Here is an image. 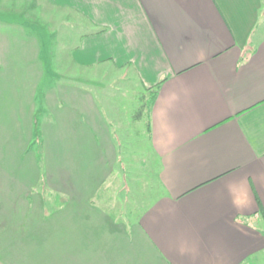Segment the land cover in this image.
Segmentation results:
<instances>
[{
  "label": "crops",
  "instance_id": "0c3cea01",
  "mask_svg": "<svg viewBox=\"0 0 264 264\" xmlns=\"http://www.w3.org/2000/svg\"><path fill=\"white\" fill-rule=\"evenodd\" d=\"M263 1L0 0L1 123L29 113L27 96L44 82L43 58L50 73L65 57L103 78L129 74L143 89L165 80L147 122L160 192L139 214L121 208L119 171L98 208L67 210L92 227L82 264L264 262ZM43 5L78 18L65 23L85 30L75 46L69 34L53 51ZM85 110L68 121L78 134L66 152L92 169L99 194L117 163L108 155L121 149L101 112Z\"/></svg>",
  "mask_w": 264,
  "mask_h": 264
},
{
  "label": "rangeland",
  "instance_id": "374dc122",
  "mask_svg": "<svg viewBox=\"0 0 264 264\" xmlns=\"http://www.w3.org/2000/svg\"><path fill=\"white\" fill-rule=\"evenodd\" d=\"M41 19L51 33H56L53 51L64 47L69 34L75 46L80 33L85 32L80 26L71 31L65 23L75 26L78 18L63 10L43 5ZM44 29L45 26L43 37L47 35ZM50 44L44 41V49ZM57 61L52 62L50 73V65L43 58L44 82L34 88L31 99L27 96L29 113H13L2 123L0 120V264H82L77 259L82 257V244L87 241L84 233L92 227H83V217L72 218L66 211L98 208L101 198L113 194V177L119 171L126 187L118 196L121 208L126 203L127 208L139 214L160 192V162L154 156L147 130L149 109L143 107L148 92L127 81L129 74H119L118 80L112 77L114 73L103 78L104 73L66 64L65 57ZM49 80L56 87L51 97ZM93 107L105 117L121 149L119 154L108 155L112 159L116 156L117 163L99 194L94 191L98 186L92 169L79 161L80 154L66 152L78 134L68 121ZM140 109L143 111L139 119ZM260 227L264 230V223Z\"/></svg>",
  "mask_w": 264,
  "mask_h": 264
},
{
  "label": "trees",
  "instance_id": "16d2710c",
  "mask_svg": "<svg viewBox=\"0 0 264 264\" xmlns=\"http://www.w3.org/2000/svg\"><path fill=\"white\" fill-rule=\"evenodd\" d=\"M164 82H165V80H162L159 83H157L155 86L145 89V91L148 92V94H149V98L147 96H144V100L146 102L144 103L143 107L147 106L146 109H149V115H150V111H151L152 107L154 106V104L157 101L161 86L163 85ZM143 107H142V109H143ZM142 109H140V112H139L140 113L139 117H138L139 119L142 118V111H143Z\"/></svg>",
  "mask_w": 264,
  "mask_h": 264
}]
</instances>
